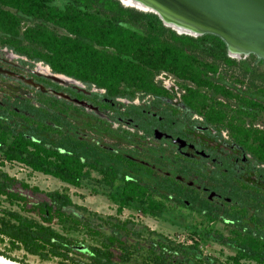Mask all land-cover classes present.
<instances>
[{"label": "rangeland", "instance_id": "rangeland-1", "mask_svg": "<svg viewBox=\"0 0 264 264\" xmlns=\"http://www.w3.org/2000/svg\"><path fill=\"white\" fill-rule=\"evenodd\" d=\"M118 1L126 7L151 13ZM64 3L65 0L52 1L58 7H63ZM31 22L30 19L22 20L19 31L22 32ZM125 25L140 33L144 31L141 24ZM164 26L174 31L172 27ZM174 32L178 33L177 30ZM195 36L200 35H192L197 38ZM226 55L231 61L219 58L214 59L213 64V57L202 47L197 50V59L212 63L215 68L207 75L215 84L227 88L232 96L227 99L209 90L203 91L217 97L216 105L221 103L232 123L264 129V59L252 53L236 57L230 54L229 48ZM0 69V121L18 130L33 131L36 137L48 144L71 146L86 154L87 160L119 170L118 178L108 186L99 182L102 175L88 166L82 183L73 186L34 171L23 163L7 161L0 151V170L42 191L58 190L68 194L74 204L85 208L72 206L65 211L86 224L76 225L70 219L55 220L52 224L71 243L68 260L57 257L44 259L30 254L21 245H13L5 236H0L1 255L23 264L89 263V249L103 247L105 237L110 233L108 215L121 220L131 219L141 225L137 227L142 232L139 237L134 234L127 237L128 260H116V264H153L160 254L159 243H166L171 248L176 244H192L202 252L204 264H211L213 260H216L214 264H233L236 243H219L213 239L214 236L219 233L230 237V230L238 227L242 231L251 230L264 239V163L235 142L229 124L210 123L186 107L180 100L183 80L173 73L160 71L154 75V80L167 89L168 96L132 89L129 94L110 99L103 89L54 73L43 61L18 54L1 42ZM51 74H57L61 80L51 79ZM77 93L91 108L71 105L73 102L68 100L69 95ZM51 95L59 101H54ZM241 100H244V105ZM11 110L34 117L36 121L41 120L52 129L42 130L38 123L27 121ZM122 158L151 167L157 174L149 175L137 166L129 168ZM160 174L165 178L172 177L181 187L160 186ZM131 176L148 185L166 188L169 197L165 200L163 217L141 213L138 204L124 207L121 213H117V202L109 196L121 189L124 178ZM203 188L231 199L224 206L212 203L213 212L217 213L214 221L194 210L203 205L206 198ZM16 189L33 200L43 197L41 192ZM169 189L175 191L170 192ZM185 194L191 199L185 198ZM175 195L183 198L184 205L179 206L173 201ZM11 212L39 221L36 215L22 211L17 202L0 195V223L12 221ZM143 226L166 236L174 243L173 246L159 234L149 235ZM133 230L134 227L131 228ZM184 253L177 248L174 258ZM188 257L192 259V254ZM241 263L257 264L246 259Z\"/></svg>", "mask_w": 264, "mask_h": 264}, {"label": "trees", "instance_id": "trees-1", "mask_svg": "<svg viewBox=\"0 0 264 264\" xmlns=\"http://www.w3.org/2000/svg\"><path fill=\"white\" fill-rule=\"evenodd\" d=\"M52 1L0 0V42L18 54L43 61L54 73L103 89L110 99L129 94L132 89L168 96L169 92L154 80V75L160 71L171 72L183 80L180 100L186 107L210 123L229 124L235 142L264 163V129L232 123L221 103L217 102L219 105H216L217 97L203 91L206 89L227 99L232 96L227 88L215 84L207 75L208 71H215L214 59L231 61L222 39L213 34L197 38L178 34L165 27L158 14L126 7L118 0H65L63 7L52 4ZM25 19L32 22L20 32L19 26ZM125 23L141 24L144 31L140 33ZM201 47L213 57V64L197 59V50ZM75 96L82 98L80 93ZM51 98L59 101L53 96ZM241 104H245L244 100H241ZM11 112L38 123L42 130L52 129L34 117ZM0 151L7 161L23 163L34 171L54 176L73 186L82 183L88 166L98 171L102 175L98 181L108 186L113 185L119 174L116 167L87 160L86 154L79 153L71 146L48 144L46 140L36 137L33 131L18 130L4 121H0ZM122 159L129 168L137 166L149 175L157 174L148 166ZM159 177L160 186L181 187L172 177L165 178L161 174ZM16 187L32 193L41 192L43 197L33 200ZM0 195L17 202L22 211L32 213L39 219L36 221L11 212L12 221L0 223V236L8 237L13 245H21L30 254L41 258L69 259L71 243L52 224L55 220L70 219L76 225H86L82 219L72 217L65 211L67 207H85L74 204L66 193L42 191L2 170ZM186 195L185 198L191 199ZM168 197L165 187L151 186L132 176L123 179L121 190L109 196L117 202V213H121L124 207L138 204L141 213L157 218L164 216ZM173 201L179 206L184 205L183 198L177 195ZM202 204L192 209L202 212L210 221L216 220L217 213L211 207L213 204L206 198ZM107 219L110 233L105 237L103 247H91L88 253L91 262L82 264H116L117 261L128 260L127 237L129 234L139 237L142 232L137 227L141 225L131 219L121 220L112 215H108ZM143 228L149 235L159 234L147 226ZM230 233V237L218 233L213 239L227 245L236 243L233 264H243L242 259L264 264V239L251 230L242 231L238 227H233ZM160 236L168 239L173 246L169 238ZM159 246L160 254L153 264H204L202 252L195 245L176 244L171 248L166 243H159ZM177 248L185 253L174 258ZM152 251L155 252L154 247ZM190 254L192 259L188 257ZM215 262L213 260L211 264Z\"/></svg>", "mask_w": 264, "mask_h": 264}, {"label": "water", "instance_id": "water-1", "mask_svg": "<svg viewBox=\"0 0 264 264\" xmlns=\"http://www.w3.org/2000/svg\"><path fill=\"white\" fill-rule=\"evenodd\" d=\"M149 1L162 12L197 27L200 36H218L227 51L232 44L264 59V0ZM50 77L61 80L57 74ZM80 103L89 107L84 101Z\"/></svg>", "mask_w": 264, "mask_h": 264}, {"label": "bare ground", "instance_id": "bare-ground-1", "mask_svg": "<svg viewBox=\"0 0 264 264\" xmlns=\"http://www.w3.org/2000/svg\"><path fill=\"white\" fill-rule=\"evenodd\" d=\"M125 4L138 7L143 10L151 11L159 15L162 22L166 24V26L172 27V29L177 30L178 33L190 34V35H200L199 29L194 25L183 22L167 13L162 12L158 9L154 4H152L149 0H121ZM230 50V54L233 56H239L241 54H249L247 51L230 44L228 46ZM0 264H23L21 262L12 260L0 254Z\"/></svg>", "mask_w": 264, "mask_h": 264}, {"label": "flooded vegetation", "instance_id": "flooded-vegetation-1", "mask_svg": "<svg viewBox=\"0 0 264 264\" xmlns=\"http://www.w3.org/2000/svg\"><path fill=\"white\" fill-rule=\"evenodd\" d=\"M1 73V72H0ZM78 94V93H77ZM51 96H53V95H51ZM60 96V95H59ZM58 96V97H59ZM70 96V98L68 99V100H70V101H72L73 103L71 104V105H74V106H76L77 107V105H83V104H81L80 102L81 101H84L87 105H89V107H87V106H85V105H83V106H85V107H87V108H91V106H90V104L89 103H87L84 99H83V96H82V98H76V96H75V94H73L72 96L71 95H69ZM53 97H55V98H57L56 96H53ZM57 99H59V98H57ZM151 168V167H150ZM124 179H128L127 177L126 178H124ZM199 188V187H198ZM204 189V191L206 192V199L208 200V201H210L211 203H214V204H216V205H219V206H224L226 203H229V202H231V199H230V197L229 196H224V195H221V194H219V193H216V191H208L207 189H205V188H203ZM121 190V189H120Z\"/></svg>", "mask_w": 264, "mask_h": 264}, {"label": "built area", "instance_id": "built-area-1", "mask_svg": "<svg viewBox=\"0 0 264 264\" xmlns=\"http://www.w3.org/2000/svg\"><path fill=\"white\" fill-rule=\"evenodd\" d=\"M167 88H169V87H167Z\"/></svg>", "mask_w": 264, "mask_h": 264}]
</instances>
